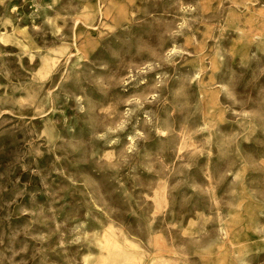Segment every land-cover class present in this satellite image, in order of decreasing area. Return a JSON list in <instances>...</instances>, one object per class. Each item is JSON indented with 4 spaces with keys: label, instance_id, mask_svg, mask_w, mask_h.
Segmentation results:
<instances>
[{
    "label": "rangeland",
    "instance_id": "rangeland-1",
    "mask_svg": "<svg viewBox=\"0 0 264 264\" xmlns=\"http://www.w3.org/2000/svg\"><path fill=\"white\" fill-rule=\"evenodd\" d=\"M0 264H264V0H0Z\"/></svg>",
    "mask_w": 264,
    "mask_h": 264
}]
</instances>
